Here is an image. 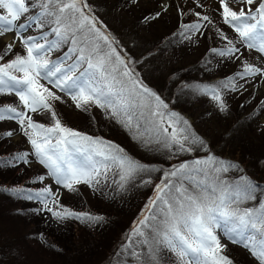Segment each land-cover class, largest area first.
Listing matches in <instances>:
<instances>
[{"label": "snow or ice", "instance_id": "snow-or-ice-1", "mask_svg": "<svg viewBox=\"0 0 264 264\" xmlns=\"http://www.w3.org/2000/svg\"><path fill=\"white\" fill-rule=\"evenodd\" d=\"M181 15L197 20L180 23L177 33L191 42L202 32L203 22L213 24L201 0ZM138 6V0H133ZM246 5L236 11L232 5ZM253 5L255 8L253 9ZM222 23L236 34L230 39L213 27L224 47L211 48L209 54L233 63L241 70L218 84H186L193 95L208 97L221 113L228 111L225 93H241L248 86H264V0H218ZM167 11V9H163ZM161 18L158 11L144 17L151 24ZM37 35H25L28 29ZM47 28L48 31H44ZM12 34L0 61L13 52L17 43L22 53L0 63V95L14 94L20 105L0 107V122L14 121L26 137L30 150L0 160V168L15 163H38L44 172L31 183L43 185L35 191L25 187L3 188L13 198L37 201L40 212L63 223L78 220L101 225L105 217L90 212H74L59 201L56 188L77 191L86 185L97 191L111 185L117 191L130 186L147 188L155 183L153 194L119 246L116 264H168L165 254L174 257L171 264H233L224 255L226 244L242 245L264 264V187L247 175L231 180L228 173L242 171L233 161L216 156L208 140L190 120L170 109L169 104L141 78L137 64L118 39L94 14L86 0H0V37ZM67 48L56 59L53 52ZM242 49L259 54L260 65L241 60ZM239 54V55H237ZM151 55V53H150ZM68 96L75 107L88 112L100 109L105 116L128 131L146 152H162L169 160L204 152L200 157L179 160L169 167H156L129 155L125 149L101 137H93L65 126L52 102H63L50 90ZM243 81V83H241ZM243 107V105H241ZM264 110V100L260 102ZM44 112L51 123L36 122L30 113ZM17 136L16 131L0 134V140ZM258 204L247 206L257 200ZM42 247L55 246L41 237ZM109 264H113L111 258Z\"/></svg>", "mask_w": 264, "mask_h": 264}, {"label": "rangeland", "instance_id": "rangeland-1", "mask_svg": "<svg viewBox=\"0 0 264 264\" xmlns=\"http://www.w3.org/2000/svg\"><path fill=\"white\" fill-rule=\"evenodd\" d=\"M86 2L92 5L93 14L114 34L127 53L131 51L134 54L135 57L133 58L135 59L143 53L152 52L158 47L159 43L163 45V39L168 40L170 48L167 50L170 57L167 64L171 68L168 69L169 73L164 75L169 76L173 73V70L178 71L173 84L164 88L166 86L165 81L170 80L157 76V72L151 64L145 72L151 82L157 83L158 81L159 87L155 90L169 104L171 110L190 119L197 132L208 140L209 146L215 155L223 159L245 160L242 153L243 148L239 146L243 144L241 141L250 136V145H247V142L244 145L251 150L256 145L255 139L259 138L264 130V110L260 107V102L264 100V86L246 85L247 91H243L242 94L225 93L224 99L227 101L228 111L224 113L218 111L214 102L208 97L198 96L197 98L188 89L183 88L186 84H218L226 77L241 70L239 62L233 63L218 56L213 57L209 54V51H206L211 45L214 46L219 43L218 48H222L226 43L217 38L213 24L230 39H237L236 34L222 23L219 13L213 10V8L218 7V0H201L204 3V8L195 9L202 14L209 15L213 24L201 21L205 25L202 32L206 35L196 33L192 35L191 42L180 36L179 39H173L177 40L175 42L170 36L175 31V20L180 17L181 10L187 12L188 9L193 8V0H138V6L133 3V0H86ZM232 7L236 11H239L241 7L247 9L246 5L240 4L232 5ZM165 8L167 11H163ZM254 8L255 5H253ZM157 11L161 13V18L154 23L147 24L139 21L142 15L153 14ZM184 19L185 23L191 24L197 20V17L187 14L184 15ZM44 31H48V29L45 28ZM37 34V30L34 28L25 32V35L35 36ZM6 44H8V40L5 37H0V55L3 54ZM163 49L165 48H160L158 52H154V55L150 57L153 59L159 58L163 53ZM66 50L65 47L53 52L50 59H56ZM22 51V47L17 43L13 52L0 63H7L14 58L15 54L22 53ZM242 51L241 60L260 65L259 54L248 49H242ZM168 65L164 64L165 67H168ZM152 75L157 77L158 80ZM41 83L62 97L63 102L56 101L52 103L58 118L65 126L93 137H101L105 141L109 140L108 138H120L118 135L122 136L120 133H123L128 140L127 146L130 151L132 152V149L134 151L133 157H142L144 161L166 164L165 159L167 156L164 153L146 152L132 139L128 131L113 120L112 122L108 121V118L100 109L91 108L88 112L81 111L75 107L69 97L59 93L46 81H41ZM176 98L185 99L188 102L184 101L183 104L173 105ZM3 103L6 106L20 105L14 94L0 95V104ZM176 105L180 108H187L189 105V108H187L188 110L178 109L183 113L181 114L175 109ZM188 114L191 116H187ZM30 115L38 123L46 126L51 123L50 115L47 113H30ZM8 131H16L17 136L3 140V143L0 144V151L4 147H8V150L0 152V157H11L18 152L30 150L31 146L26 142V137L14 121L0 122V134ZM124 137L122 136V138ZM123 146L125 147V145ZM202 154L204 152H196L191 156H186V159L200 157L203 156ZM23 168L26 170L16 168L17 170L14 171L0 172V189L25 187L35 191L43 186L31 183L35 176L43 174L44 170L41 165L34 162L30 167L25 165ZM5 170L7 168H0V171ZM245 173L246 171H237L240 176L245 175ZM227 175L229 179L233 180L229 176L234 175V171ZM156 177L155 179H158L159 174H156ZM110 181L111 174L109 186L102 185L97 191H93L86 185H78L75 192L56 188L59 193V201L64 207L77 213L90 212L105 217V221L98 226L83 223L81 227H78L75 225L78 220L73 223L71 220H68L67 223H65L66 221L57 223L50 219V214L39 211L41 205L37 201H31L30 205H24L25 203L21 202L19 206L21 209H14L19 202H14V198L0 192V264H64V259L66 264H102L106 259L103 263L105 264L110 253L108 252L109 248H119L124 242V237L129 232L127 228L131 223L130 220L134 216L131 210L137 208V199L134 198L135 186H130L127 191H117ZM107 188L110 190H106ZM258 200L259 196L257 195V200L249 202L247 206L251 207L253 204H258ZM15 210H19V213ZM33 218L41 220V222L37 220L34 222L44 224V229L41 231L43 239L50 245L57 248L59 246L60 255L56 256L57 250L54 248H52L53 251L51 249L47 252V249L42 247L40 243L37 244L35 232L40 230L41 225L36 224L33 227V222H31ZM66 227H68L67 230ZM222 242L226 244L224 255L231 260L233 259L235 264H258L256 258L242 245L233 244L223 238ZM39 246L42 247V250L35 252ZM31 250L35 252L34 255L31 254ZM48 253H51L52 257L48 256ZM31 255H33L32 258ZM61 255L64 256L60 257ZM34 257L36 260H34ZM49 257L55 258L49 262ZM69 257L74 258L71 261L66 260Z\"/></svg>", "mask_w": 264, "mask_h": 264}, {"label": "trees", "instance_id": "trees-1", "mask_svg": "<svg viewBox=\"0 0 264 264\" xmlns=\"http://www.w3.org/2000/svg\"><path fill=\"white\" fill-rule=\"evenodd\" d=\"M162 65L163 64H161L160 66H158L157 67V69H159V70H157V71H155V72H157L156 73V75L157 76H159L160 78H165V80L166 79H169V80H171V79H175V75H176V73H177V71L178 70H174L175 71V73L173 72V78H172V76L171 75H169V76H166V75H164V73H163V70H164V68H162ZM154 73V72H153ZM154 76H155V74H154ZM153 75H152V77H154ZM141 77H144V79H145V81L147 82V83H149V84H152L153 86H155V87H159V84H158V81H157V83H154L153 81L151 82L149 79H148V74H146V72L145 71H142L141 72ZM155 79H157L158 80V78L157 77H154ZM166 82L167 81H165V87L164 88H166V87H169L170 85H172V83L171 82H167V84H166ZM184 101H186V102H188L187 100H185V99H181V98H176L175 99V102H173L174 104L173 105H175V104H178L179 105V103H182V102H184ZM183 104V103H182ZM1 105V104H0ZM178 105H176L175 106V108H177L178 107V109H182V110H188L187 108H189V105L187 106V108L186 107H183V108H180ZM252 132V131H251ZM123 137H124V135H123V133H120ZM120 138H108L111 142H113V143H115L116 145H118V146H120L121 148H123V149H125V151L129 154V155H131L132 156V154L134 153V151H133V149H132V152L130 151V149H129V147L127 146V142H128V140H127V138L126 137H124L125 138V140H124V138H122V136H120V135H118ZM250 137V136H249ZM249 137L247 136V138H245V140H243V141H241L243 144H241V145H239V146H242V153H243V158L245 159V160H243V159H240L239 161H236V159H232L231 160V158H230V161H233V162H236L239 166H240V169H242V171H246V173H245V175H247L251 180H253L254 182H257L261 187H264V130L262 131V133L260 134V137L259 138H257V139H255V142H256V145L254 146V148L253 149H247L246 147H245V143L247 142V145H250L249 143L251 142V139L249 140ZM109 140H107V141H109ZM119 141V142H118ZM123 144V145H125V147L121 144V143ZM3 143V140H0V144H2ZM133 148V147H132ZM8 150V147H4V149L2 150V151H7ZM2 151H0V152H2ZM205 154V153H204ZM133 157V156H132ZM219 157V156H218ZM5 158H8V157H5V156H2V157H0V160H2V159H5ZM135 159H138V160H141L142 162H145V163H152L154 166H156V167H164V168H167V167H169L171 164H173V163H178L179 162V160H184V159H186V156H182V157H179L178 159H172V160H169L168 158H166L165 159V162H166V164H162L161 162H154V161H144V158H142V157H134ZM221 158V157H220ZM24 167V165H22V164H20V163H15V166L14 167H8L7 168V170H5V171H0L1 173H4V172H7V171H14V170H17L16 168H20V170H26V169H24L23 168ZM230 178H232L233 180H236V179H239V177H240V175H238L237 174V171H234V175H231V176H229ZM155 183H159V179H155L154 180V183H153V185L152 186H149V187H147V188H144V187H138V186H135V188L134 189H136L135 190V194H134V198H136L137 199V208L136 209H134V210H131V212H133L134 213V216H133V218L130 220V225H129V227L127 228V230H130L131 229V227H132V225H133V222L137 219V217L139 216V214L141 213V210L144 208V206H145V204L147 203V201H148V199H149V197L150 196H152V194H153V188H154V186H155ZM13 198V197H12ZM12 200V199H11ZM14 200V202H19V204H16L17 205V207L16 208H14V209H21L19 206H20V203L21 202H23V203H25L24 205H30V203H32L31 201H25V200H19V199H16V198H14L13 199ZM23 205V204H22ZM32 206V205H31ZM17 213H19V210H15ZM21 212V211H20ZM16 214V213H15ZM111 215V214H110ZM36 216V215H35ZM35 220H37V221H39V222H41V220L39 219V218H33L32 220H31V222H33V227L36 225V224H40V223H38V222H34ZM83 224V222H80V224L79 225H77L78 227H81V225ZM41 226V228H40V230L39 231H37L36 229H35V231H37V232H35V234L37 235V237H36V242H37V244L39 243L38 241H39V239L41 238V237H43V234H42V232L41 231H43V229H44V227H43V225L44 224H40ZM67 228L68 227H66L65 229L67 230ZM54 233V232H53ZM59 233V232H58ZM48 240V239H47ZM49 241V240H48ZM60 244V243H59ZM47 249V252L48 251H50L51 249H48V248H46ZM45 249V250H46ZM54 249H56L57 251V253H55V254H57L56 256H58V255H60L61 253H59V251H60V248H59V246H58V248L57 247H54ZM54 249H52V251L54 250ZM42 250V247L41 246H39L38 247V249H36V251L35 252H38V251H41ZM35 252L33 251V250H31V254H35ZM108 252H110L109 253V256H108V260H107V262L105 263V264H109V259L111 258V260H112V262H113V264H116V261H117V259L118 258H120V259H123V257H118L117 255H114V253H117L118 252V250L117 249H114V248H109V251ZM33 255H31V258L33 257ZM48 256H51V253H48ZM47 256V257H48ZM64 255H61L60 257H63ZM52 257V256H51ZM55 258V257H54ZM53 258V259H54ZM74 257H69V258H67L66 260H72ZM52 258H50L49 257V262H51V260H53ZM34 260H36V258L34 257ZM165 260L168 262V264H171V262L174 260L173 258H171L168 254H165ZM105 261H106V259H105ZM104 261V262H105ZM103 262V263H104ZM102 263V264H103ZM64 264H66V262H65V259H64ZM101 264V263H100Z\"/></svg>", "mask_w": 264, "mask_h": 264}, {"label": "bare ground", "instance_id": "bare-ground-1", "mask_svg": "<svg viewBox=\"0 0 264 264\" xmlns=\"http://www.w3.org/2000/svg\"><path fill=\"white\" fill-rule=\"evenodd\" d=\"M11 36H12V34H8V36L5 37V39L8 40V43H9L10 40H11Z\"/></svg>", "mask_w": 264, "mask_h": 264}]
</instances>
